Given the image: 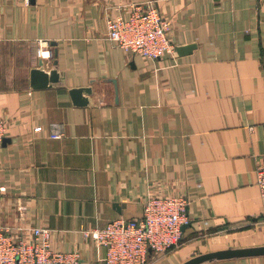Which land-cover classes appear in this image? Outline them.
Segmentation results:
<instances>
[{"label": "crops", "instance_id": "1", "mask_svg": "<svg viewBox=\"0 0 264 264\" xmlns=\"http://www.w3.org/2000/svg\"><path fill=\"white\" fill-rule=\"evenodd\" d=\"M150 1L0 0V224L27 237L48 227L81 264H106L83 231L140 218L151 194L189 197L194 221L147 264L264 245V0H155L175 46L157 60L107 38L110 17ZM41 58L48 70L58 59L66 86L31 87ZM80 86L93 88L88 106L72 100Z\"/></svg>", "mask_w": 264, "mask_h": 264}, {"label": "built area", "instance_id": "2", "mask_svg": "<svg viewBox=\"0 0 264 264\" xmlns=\"http://www.w3.org/2000/svg\"><path fill=\"white\" fill-rule=\"evenodd\" d=\"M171 28V20L151 0L147 8L135 7L127 17H110L107 38L134 54L157 60L175 49L169 38ZM51 54L48 51L46 55ZM7 126L6 119L0 117V143L6 136ZM41 129L37 126L35 131ZM62 135L59 131L52 134L56 138ZM256 182L264 200V162L257 168ZM7 191L0 169V196ZM190 203V198L183 195L151 194L144 202L140 218H117L83 233L105 246L106 264H147L153 253L164 254L181 245L183 226L194 221L188 213ZM261 219L264 221V204ZM8 231L0 224V264H81L78 251L53 248L48 227H34L30 237Z\"/></svg>", "mask_w": 264, "mask_h": 264}, {"label": "water", "instance_id": "3", "mask_svg": "<svg viewBox=\"0 0 264 264\" xmlns=\"http://www.w3.org/2000/svg\"><path fill=\"white\" fill-rule=\"evenodd\" d=\"M57 55V54H55ZM58 59L55 58L52 67L48 70L45 67L43 58L39 61V66L31 71V87L35 89L46 87H63L66 86L65 72L59 68ZM115 82V81H114ZM72 100L75 105L88 106L91 104L93 93L92 86H80L69 88ZM6 138H4L5 141ZM190 224H185V229ZM264 255V245L244 247V248H226L215 251L202 253L184 261L181 264H200L205 261L227 258H238L246 256Z\"/></svg>", "mask_w": 264, "mask_h": 264}]
</instances>
